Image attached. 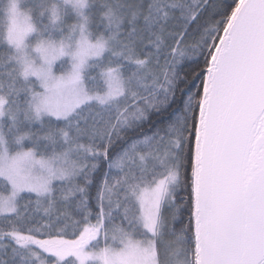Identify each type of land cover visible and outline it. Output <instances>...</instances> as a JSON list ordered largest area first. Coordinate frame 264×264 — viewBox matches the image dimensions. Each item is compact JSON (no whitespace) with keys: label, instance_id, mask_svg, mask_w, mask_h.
I'll return each mask as SVG.
<instances>
[{"label":"snow or ice","instance_id":"obj_1","mask_svg":"<svg viewBox=\"0 0 264 264\" xmlns=\"http://www.w3.org/2000/svg\"><path fill=\"white\" fill-rule=\"evenodd\" d=\"M0 264H264V0H0Z\"/></svg>","mask_w":264,"mask_h":264}]
</instances>
